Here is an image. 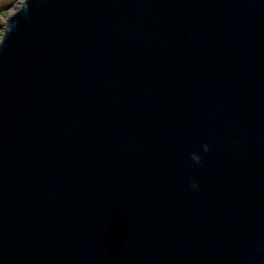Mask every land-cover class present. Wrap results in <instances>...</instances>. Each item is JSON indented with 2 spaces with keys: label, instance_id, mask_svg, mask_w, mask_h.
<instances>
[{
  "label": "water",
  "instance_id": "1",
  "mask_svg": "<svg viewBox=\"0 0 264 264\" xmlns=\"http://www.w3.org/2000/svg\"><path fill=\"white\" fill-rule=\"evenodd\" d=\"M0 264H264V0H25Z\"/></svg>",
  "mask_w": 264,
  "mask_h": 264
},
{
  "label": "rangeland",
  "instance_id": "2",
  "mask_svg": "<svg viewBox=\"0 0 264 264\" xmlns=\"http://www.w3.org/2000/svg\"><path fill=\"white\" fill-rule=\"evenodd\" d=\"M25 0H0V42L2 40L6 22Z\"/></svg>",
  "mask_w": 264,
  "mask_h": 264
},
{
  "label": "clouds",
  "instance_id": "3",
  "mask_svg": "<svg viewBox=\"0 0 264 264\" xmlns=\"http://www.w3.org/2000/svg\"><path fill=\"white\" fill-rule=\"evenodd\" d=\"M205 148L207 149V146H205Z\"/></svg>",
  "mask_w": 264,
  "mask_h": 264
}]
</instances>
